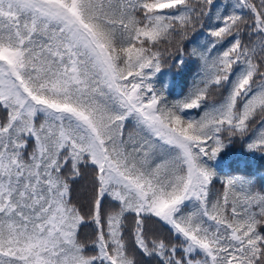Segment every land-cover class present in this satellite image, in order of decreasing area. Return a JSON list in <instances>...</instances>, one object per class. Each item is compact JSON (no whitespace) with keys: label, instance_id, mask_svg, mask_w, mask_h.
<instances>
[{"label":"snow or ice","instance_id":"snow-or-ice-1","mask_svg":"<svg viewBox=\"0 0 264 264\" xmlns=\"http://www.w3.org/2000/svg\"><path fill=\"white\" fill-rule=\"evenodd\" d=\"M0 264H264V0H0Z\"/></svg>","mask_w":264,"mask_h":264},{"label":"trees","instance_id":"trees-1","mask_svg":"<svg viewBox=\"0 0 264 264\" xmlns=\"http://www.w3.org/2000/svg\"><path fill=\"white\" fill-rule=\"evenodd\" d=\"M239 146L237 145V148ZM236 156L234 154H229L224 157V160L222 161L223 165V172L221 175L224 173H231V169L234 168L236 165L233 163L235 160ZM254 168L256 167L255 165L253 166ZM231 174H236V173H231ZM217 187H219V181L217 182Z\"/></svg>","mask_w":264,"mask_h":264}]
</instances>
